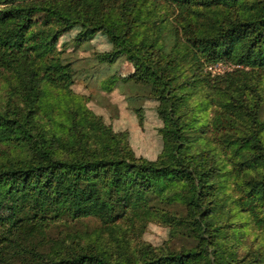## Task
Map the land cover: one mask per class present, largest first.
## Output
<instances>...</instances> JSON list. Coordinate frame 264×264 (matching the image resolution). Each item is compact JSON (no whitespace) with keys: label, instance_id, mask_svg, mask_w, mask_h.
Masks as SVG:
<instances>
[{"label":"trees","instance_id":"16d2710c","mask_svg":"<svg viewBox=\"0 0 264 264\" xmlns=\"http://www.w3.org/2000/svg\"><path fill=\"white\" fill-rule=\"evenodd\" d=\"M128 1L0 0V66L18 72L23 86L28 83L23 106L16 104L11 95L0 108V142L12 141L29 150L25 157L0 162V207L3 203L21 200L28 201L30 208L35 210L25 218L18 216L22 209L12 210L9 214L0 213V243L5 241L0 245V264H11L3 254L4 246L13 247L16 257L24 260L22 264H192L205 259L211 249L205 242L198 249L157 255L148 245L140 261L131 263L120 256L111 259L104 251L55 252L50 255L23 246L22 240L26 237L43 232L41 219L52 206L65 207L73 218L93 214L112 220L118 214L117 205L146 204L148 196L163 195L171 188L178 189L168 200L187 204L189 215L194 219L192 228L201 234L210 229L208 222L215 208L212 197L216 184L213 179L215 167L204 155L185 153L188 141L183 107L192 94L187 85L200 74L201 63H197L204 53L208 54L206 61L209 62L235 57L239 63L264 66V0L249 4L247 0H198L197 3L206 6L239 7L242 11L226 17H213L205 23L204 31L195 30V36L190 39V60L197 65L191 63L196 67L182 79H179L183 74L180 75L182 71L175 56L152 57L150 50L154 43L156 47V41L145 38L135 46L114 22L105 20L107 9L114 8L116 2L122 6ZM166 1L174 2L181 15H189L186 21H196V16H191L196 13L194 0ZM40 11L46 14L44 25L48 29L37 33L39 41L29 45L27 37L35 23L33 16ZM76 17L83 27L79 34L81 39L102 30L116 46L111 52L101 54L103 61L112 62L126 52L136 68L129 77L150 86V96L158 101L156 110L163 122L162 134L169 149L166 159L148 161L133 157L125 138L114 133L96 116L89 117L83 112H71L68 130L74 137L67 139L70 152L58 147L61 141L55 130L48 132L36 122L43 103L42 83L70 92L72 77L60 61L53 58L43 64L42 72L35 70L25 74L21 65L32 54H44L47 48L54 46L57 36L77 22ZM156 48L160 47L157 45ZM248 88L249 85L242 87L241 95ZM234 95L231 102H237L240 114L246 113L245 95L239 97L237 92ZM256 116L253 112L251 130L235 141L238 150L247 151L243 165L245 163V167L258 172L249 181L247 197L241 199L242 203H251L253 207L261 206L264 201V126ZM257 222H264V218H257ZM213 258L210 264H220L216 259L217 249Z\"/></svg>","mask_w":264,"mask_h":264},{"label":"rangeland","instance_id":"374dc122","mask_svg":"<svg viewBox=\"0 0 264 264\" xmlns=\"http://www.w3.org/2000/svg\"><path fill=\"white\" fill-rule=\"evenodd\" d=\"M129 1L122 6L116 2L114 8L107 9L105 20L114 22L135 46L145 38L156 41V47L160 48L157 49L154 43L150 50L153 58L175 56L182 71L180 75L183 74L179 79L196 67L191 66L196 62L190 60V39L195 36V30L204 31L205 23L213 17L242 11L239 7L206 6L194 0L196 13L191 16H196V21H186L189 15H181L180 8L172 1ZM253 2L255 0H247L248 4ZM46 18L44 11L33 16L35 23L27 37L29 45L39 41L37 33L48 29L44 25ZM53 25H56L54 21ZM82 29L77 18L72 28L57 36L54 46L47 48L44 54H32L21 65L25 74L35 70L42 72L43 64L53 58L60 61L72 77L70 92L42 83L43 103L36 122L48 132L55 130L61 141L58 147L70 152L67 139L74 137L68 130L71 112H83L89 117L96 116L114 133L125 138L133 157L148 161L166 159L169 149L162 134L163 122L156 110L158 101L150 96V86L129 77L136 68L126 52L112 62L101 59L102 53L116 47L107 33L99 30L81 39ZM200 57L197 64L201 63V72L187 85L192 94L183 107L188 141L185 153L204 155L215 167L213 179L216 184L212 193L215 208L208 222L209 231L206 229L201 234L192 228L194 219L189 215L187 204L168 200L178 189L171 188L163 195L148 196L146 204L117 205L118 214L112 220L93 214L73 218L65 207L52 206L41 219L43 232L26 237L22 240L23 246L50 255L104 251L111 259L120 256L136 263L148 245L153 248L152 253L160 255L167 251L198 249L208 242L211 249L206 258L192 264H210L215 249L220 264H264V222H257V218H264V201L258 207L241 202L249 193V181L258 172L245 167V163L243 165L247 151L238 150V143H235L253 127V112L264 126V66L239 63L235 57H223L219 62L206 61L209 57L206 53ZM20 81L18 72L0 66V108L11 95L16 104L24 105L28 83L23 86ZM245 85L250 87L244 94L247 109L246 113L240 114L237 102H231V98L235 92L239 97L244 96L241 90ZM86 125L92 130L89 124ZM0 149V162L29 153L26 147L12 141L0 142ZM30 207L28 201L3 203L0 213L22 209L18 216L25 218L35 212ZM4 244L2 240L0 245ZM13 252V247L4 246L3 254L8 262L22 264L24 260Z\"/></svg>","mask_w":264,"mask_h":264}]
</instances>
